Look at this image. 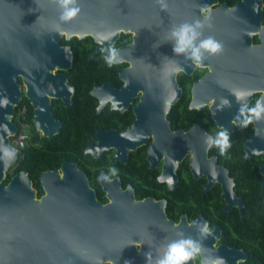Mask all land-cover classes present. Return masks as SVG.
<instances>
[{
    "label": "flooded vegetation",
    "instance_id": "obj_1",
    "mask_svg": "<svg viewBox=\"0 0 264 264\" xmlns=\"http://www.w3.org/2000/svg\"><path fill=\"white\" fill-rule=\"evenodd\" d=\"M164 3L166 8L159 0H74L69 6L80 11L62 20L59 0H0V41L7 19L12 23L29 12L34 23L60 30L59 44L72 54L70 67L52 70L62 78L53 79L54 95L47 94L49 119H42L46 134L33 124L35 106L24 95L20 78L22 96L12 119L15 122L18 111L24 120L30 115L38 132L37 146L39 140L62 136L87 140L81 146L83 157L63 156L39 175L46 169L60 171L67 160L85 173L94 194L93 216H20L16 264H148L146 254L155 264L168 243L189 238L200 248L225 244L234 252L240 250L246 256L237 261L248 264L250 253L236 231L259 209L257 203L256 215L246 209L243 186L253 184L254 198L264 203V175L259 171L264 153L253 142L259 132L256 125L264 123V0ZM206 11L210 21L199 29L203 36L195 43L211 35L222 42L223 50L217 54L201 50L197 65L191 48L174 51L176 38L171 33L185 21H203ZM75 26L84 35L67 37L64 29ZM94 28L92 34L89 30ZM108 48L116 49L111 67ZM150 53L160 59L158 90L179 94L164 116L167 139L179 130L189 131L194 151L151 150L150 132L135 149L122 153L115 147L118 135L135 120L134 107L143 90L137 86L133 93L127 69ZM86 61L88 74L83 70ZM26 99L28 105H21ZM83 102L92 107L86 122L70 110ZM220 131L227 132L232 149L224 154L216 144ZM87 146H95L96 155L85 152ZM36 191L37 196L43 193L42 188L40 194ZM122 207L125 213L119 212ZM205 222L210 234L202 232ZM210 253L209 249L206 262L200 251L186 264H217L219 260L209 259Z\"/></svg>",
    "mask_w": 264,
    "mask_h": 264
},
{
    "label": "water",
    "instance_id": "obj_2",
    "mask_svg": "<svg viewBox=\"0 0 264 264\" xmlns=\"http://www.w3.org/2000/svg\"><path fill=\"white\" fill-rule=\"evenodd\" d=\"M64 30L67 37L70 33L84 35L76 26L66 27ZM89 31L94 34L96 28ZM59 32L60 30L55 27L34 23L29 12L15 17L12 23L7 19L1 29L0 100L6 98L8 103L0 105V264H16V237L20 216L94 215V194L89 187L88 179L83 171L78 170L74 163L67 160L62 162L60 171L58 169L41 171L39 180L43 193L40 196H37L33 181L25 169L13 173L9 181L4 182L9 168L18 163L19 149L11 143V136H14L17 130L12 117L15 106L22 96L19 78L25 88L24 95L35 106L33 124L37 129H43L46 134L43 120L49 119L50 110L47 94L54 95L53 79L62 78L60 74L53 75L52 70L68 68L72 64V54L68 47L59 44ZM159 64V56L150 53L145 54L140 60H134L132 67L127 69L128 85L133 88V93L135 94L137 86L143 90L134 107L136 117L133 124L119 134L118 141L115 142V147L122 153L128 149H135L145 142L146 133L149 132L153 133V142L149 147L151 150L169 147L173 152H183L187 148L194 151L195 144L188 136L189 131L179 130L174 133V138L167 139L168 122L164 116L170 103H173L179 94L158 90ZM70 101V99L65 101V104L69 105ZM41 109V114L36 116ZM219 126L226 127L222 124ZM256 126L259 132L253 142L256 148L264 153V123ZM129 142L131 143L127 145ZM168 142L169 144L165 146ZM210 142L213 143V140ZM5 147L9 151H14V155H5ZM95 148L87 146L84 151H91L96 155ZM248 156L249 153L246 154V157ZM259 171L264 175V162L259 165ZM262 184L264 185V180ZM231 196L233 197L232 193ZM119 212H124L123 207ZM209 249L211 250L209 259L213 261L217 259L220 264H244L237 259L241 257L243 260L246 255L240 250L234 252L225 244L201 247L203 262L209 257L206 256Z\"/></svg>",
    "mask_w": 264,
    "mask_h": 264
},
{
    "label": "trees",
    "instance_id": "obj_3",
    "mask_svg": "<svg viewBox=\"0 0 264 264\" xmlns=\"http://www.w3.org/2000/svg\"><path fill=\"white\" fill-rule=\"evenodd\" d=\"M85 53H89V49L85 47ZM86 60V59H85ZM90 62L86 61V65L83 67L84 73H90ZM75 69L78 68L77 64L74 66ZM28 100L21 103L28 105ZM90 108V109H89ZM91 105L86 102L77 103L74 108L70 109L74 116H83L84 121L89 119V111H92ZM91 113V112H90ZM25 120L29 124V132L31 134L30 145L23 149L22 157L18 159V163L13 167L11 173H8L4 182H8L11 175L18 170L25 169L28 171L29 177L33 181L34 187L38 189V194L41 193V186L39 184L38 175L40 170L45 169L54 164H58L63 156L75 159L78 157H83L84 153L81 149L83 144H87V140L83 138L80 139H67L64 136L60 138H54L52 140L44 139L39 140L41 145H34L36 138H38V132L35 130L32 124L30 115L27 114ZM228 149H231L230 147ZM232 150V149H231ZM62 152V154H60ZM264 156L262 157V159ZM237 162H242V159L238 158ZM263 178V177H262ZM254 185H244L242 192L245 193L248 203L246 209L251 213L255 210L256 203L258 204V214L257 216H247V222L243 223V227L238 229L236 232L242 237V245L250 253V260L248 264H264V203L262 199H255V194H253ZM262 190L264 187L262 186ZM258 201V202H257ZM252 215H256L253 213Z\"/></svg>",
    "mask_w": 264,
    "mask_h": 264
},
{
    "label": "clouds",
    "instance_id": "obj_4",
    "mask_svg": "<svg viewBox=\"0 0 264 264\" xmlns=\"http://www.w3.org/2000/svg\"><path fill=\"white\" fill-rule=\"evenodd\" d=\"M159 2L162 8L167 7V4L164 3V0H159ZM59 3L64 9L61 15L62 20H70L80 11L78 7L69 6L74 3V0H59ZM210 15V11H206L203 21L199 19L191 23L185 21L180 23L178 26H174L172 29L171 34L176 38L174 51L176 53H181L191 48V57L194 59L197 65H199L202 61L201 50H205L210 54H217L223 50L222 42L211 35L200 39L198 44L195 43L198 37L203 36V33L199 31V29L205 26L206 21H210ZM208 26H211L210 23ZM107 51L112 53V57L107 59V64L109 67H111L115 60L116 49L108 48ZM7 103L8 101L6 98L0 100V105H6ZM250 111L256 116L260 115V111H258L257 108H252ZM248 119L251 120V117ZM247 122L248 121H245V123ZM218 137L219 138L216 140V144L219 146L220 153L224 154L230 147L228 134L226 131H220L218 133ZM4 154L7 156H12L14 155V151H9V149L5 147ZM112 171L115 172L116 169L113 168ZM202 232L207 234L212 232V229L206 222L203 225ZM200 251V246L190 238L172 241L166 245L165 251L163 252L162 256L156 260L155 264H186V262L197 256ZM146 255L149 257L148 264H151L150 254ZM217 264H220V262H217Z\"/></svg>",
    "mask_w": 264,
    "mask_h": 264
},
{
    "label": "built area",
    "instance_id": "obj_5",
    "mask_svg": "<svg viewBox=\"0 0 264 264\" xmlns=\"http://www.w3.org/2000/svg\"><path fill=\"white\" fill-rule=\"evenodd\" d=\"M15 122L18 129L17 133L13 136L14 142H12V144L19 149V159L23 155V149L30 145L31 135L28 130L27 122L24 120V117L20 115L19 111L16 114Z\"/></svg>",
    "mask_w": 264,
    "mask_h": 264
},
{
    "label": "rangeland",
    "instance_id": "obj_6",
    "mask_svg": "<svg viewBox=\"0 0 264 264\" xmlns=\"http://www.w3.org/2000/svg\"><path fill=\"white\" fill-rule=\"evenodd\" d=\"M14 142V141H13ZM11 143H12V140H11ZM13 170V167H10L9 170H8V173H11Z\"/></svg>",
    "mask_w": 264,
    "mask_h": 264
}]
</instances>
